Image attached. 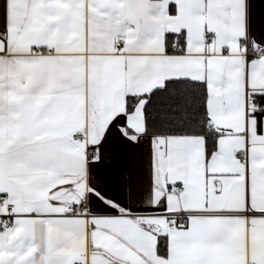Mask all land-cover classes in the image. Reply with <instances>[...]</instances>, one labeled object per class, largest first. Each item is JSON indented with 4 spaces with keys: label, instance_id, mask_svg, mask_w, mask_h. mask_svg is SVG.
Here are the masks:
<instances>
[{
    "label": "snow or ice",
    "instance_id": "snow-or-ice-1",
    "mask_svg": "<svg viewBox=\"0 0 264 264\" xmlns=\"http://www.w3.org/2000/svg\"><path fill=\"white\" fill-rule=\"evenodd\" d=\"M0 264H264V0H0Z\"/></svg>",
    "mask_w": 264,
    "mask_h": 264
}]
</instances>
